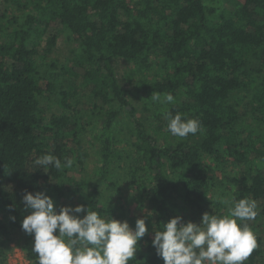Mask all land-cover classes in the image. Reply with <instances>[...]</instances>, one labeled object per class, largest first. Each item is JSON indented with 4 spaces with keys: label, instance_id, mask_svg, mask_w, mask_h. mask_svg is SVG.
<instances>
[{
    "label": "trees",
    "instance_id": "obj_1",
    "mask_svg": "<svg viewBox=\"0 0 264 264\" xmlns=\"http://www.w3.org/2000/svg\"><path fill=\"white\" fill-rule=\"evenodd\" d=\"M219 1L223 7L203 0H0V264H7L13 244L36 264L33 238L20 221L28 214L24 193L40 191L57 210L77 197L75 206L132 228L145 218L148 233L129 264H163L151 246L153 231L163 230V223L180 216L199 224L205 212L227 214L209 195L211 161L220 164L226 157L235 169L230 199L257 203L254 220L238 221L249 225L257 243L244 264H264V0ZM10 4L27 11L22 24L7 19ZM63 31L77 45L72 66L62 74L75 79L71 91L57 75L44 78L36 62L51 53ZM114 59L141 70L156 66L159 73L123 89ZM153 92L175 98L153 119V131L170 137L162 145L129 109V95ZM52 94H59L68 112L46 119L40 104ZM123 111L134 125L124 149L112 130ZM165 111L199 120L202 131L170 135ZM84 116L97 121L101 141V179L89 191L75 152ZM248 118L256 128L247 129ZM45 154L62 164L70 158L73 165H35ZM111 165L122 172L109 182L114 201H123L118 206L103 201L100 191Z\"/></svg>",
    "mask_w": 264,
    "mask_h": 264
},
{
    "label": "clouds",
    "instance_id": "obj_2",
    "mask_svg": "<svg viewBox=\"0 0 264 264\" xmlns=\"http://www.w3.org/2000/svg\"><path fill=\"white\" fill-rule=\"evenodd\" d=\"M161 105L175 103L170 93L153 92L150 98ZM167 131L177 138L196 135L203 129L197 119H186L180 113L165 111ZM41 168H71L73 160L45 154L34 161ZM227 214L203 213L199 224L182 222L180 216L163 223V230L153 231L151 246L163 264H244L257 248L256 238L248 224L254 220L257 203L248 198L218 197ZM20 228L32 239L36 264H129L135 260L139 241L148 233L146 219L135 220L134 228L127 221L101 217L90 207L61 206L44 191L25 192ZM84 213L81 218L80 214ZM15 217H10L15 222Z\"/></svg>",
    "mask_w": 264,
    "mask_h": 264
},
{
    "label": "rangeland",
    "instance_id": "obj_3",
    "mask_svg": "<svg viewBox=\"0 0 264 264\" xmlns=\"http://www.w3.org/2000/svg\"><path fill=\"white\" fill-rule=\"evenodd\" d=\"M204 4L213 7H223V4L219 0H203ZM7 19L16 18L18 24H22L25 20L27 11L19 10L15 5H8ZM77 45L68 41L67 32L63 31L59 34L56 45L52 49L51 53L45 57H37L36 62L39 66V71L44 78H51L57 75L61 81L62 86L66 91H71L72 87H75V79L68 73L62 76L63 70L66 72L72 66V59L74 57L73 50ZM112 66L115 72V76L123 89H127L130 86L136 84L140 80H150L159 73V68L153 66L150 70H141L135 66H132L122 59H114ZM77 87V86H76ZM83 90L79 89L77 94L78 100L83 102ZM151 95L137 94L129 95L128 100L130 102L129 109H133L134 115L140 120L144 128L152 133L153 137L157 138L160 145L170 140V137L163 134H158L153 131L155 125L153 122L154 116L165 110L166 105L153 102L150 98ZM59 94L47 95L41 101L40 111L46 119H49L52 114L67 113L63 107L59 105ZM247 129L256 128L252 119L246 120ZM134 125L130 121L129 114L122 112L118 120L113 124L112 130L116 139H118V145L124 149V144L129 142L130 129ZM245 129V132L249 131ZM100 130L97 127V121L91 117L84 116L80 122V128L77 134V143L75 144L76 157L81 160V164L77 169H80L79 175L83 179L89 182L87 191H89L94 184L101 179L99 177V167L102 160L101 156V141L99 139ZM126 154H124L125 157ZM211 168L214 172V182L210 187L209 195L212 199L219 200L218 197L230 198L232 190L234 189L231 179L235 172L232 161L229 158H224L221 163L217 164L211 161ZM121 170L114 168L111 165V170L106 175V181L100 188L102 192V200L112 202L114 205H120L123 201H114L112 191L109 189V182L121 175ZM121 188V186H120ZM70 202V207H75V202ZM19 249L16 244L12 245V251Z\"/></svg>",
    "mask_w": 264,
    "mask_h": 264
},
{
    "label": "built area",
    "instance_id": "obj_4",
    "mask_svg": "<svg viewBox=\"0 0 264 264\" xmlns=\"http://www.w3.org/2000/svg\"><path fill=\"white\" fill-rule=\"evenodd\" d=\"M7 264H30L23 256L20 249H15L8 256Z\"/></svg>",
    "mask_w": 264,
    "mask_h": 264
}]
</instances>
